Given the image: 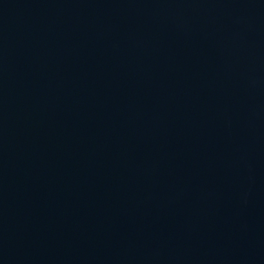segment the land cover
Wrapping results in <instances>:
<instances>
[{"label": "water", "instance_id": "1", "mask_svg": "<svg viewBox=\"0 0 264 264\" xmlns=\"http://www.w3.org/2000/svg\"><path fill=\"white\" fill-rule=\"evenodd\" d=\"M0 264H264V0H0Z\"/></svg>", "mask_w": 264, "mask_h": 264}]
</instances>
